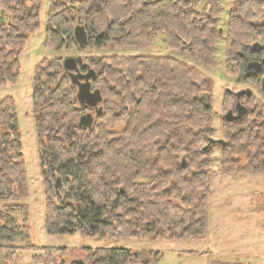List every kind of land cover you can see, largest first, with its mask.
<instances>
[{"label": "trees", "instance_id": "trees-1", "mask_svg": "<svg viewBox=\"0 0 264 264\" xmlns=\"http://www.w3.org/2000/svg\"><path fill=\"white\" fill-rule=\"evenodd\" d=\"M41 7L42 0H0V85L18 81L21 52L40 26ZM222 11L223 0H52L45 45L79 47L77 25L88 33L86 48H147L161 33L168 48L211 67L223 31ZM256 42L261 44L257 50ZM226 51L242 77L264 78V69L257 76H247L246 70L264 58V0H232ZM86 61L97 72L93 86L104 97L101 115L79 104L62 59H44L35 69L33 113L46 185V230L152 240L207 238L214 149H221V173L264 176V106L247 107L239 120L224 119L225 144L204 150L214 133L211 99L207 106L202 98L205 92L211 96L204 72L171 56L103 55ZM88 113L93 124L80 125ZM27 192L17 102L0 97V199L19 201ZM28 216L25 203L0 210V264L26 249L37 252L30 264H56L61 248L13 245L30 239V227L21 221ZM88 252L89 264H131L138 258L127 248ZM160 255L156 252L154 262Z\"/></svg>", "mask_w": 264, "mask_h": 264}, {"label": "rangeland", "instance_id": "rangeland-1", "mask_svg": "<svg viewBox=\"0 0 264 264\" xmlns=\"http://www.w3.org/2000/svg\"><path fill=\"white\" fill-rule=\"evenodd\" d=\"M52 0H42L40 26L28 38L20 57L21 72L16 83L0 85V97L13 96L17 102L19 126L22 134V151L26 160L28 192L18 200L0 199V210L5 205L25 203L29 216L21 218L30 227L28 241L17 239L13 245L25 248L31 245L57 247L63 252L56 256V264H71L76 259H84L88 264L91 252L97 248H127L136 252L131 264H210L219 259L237 264H264V176L233 175L220 172L221 149H214L212 164V193L209 199V233L205 239H140L107 236H90L81 232L72 234H52L46 230L45 213L47 204L45 178L40 161L38 133L33 113V87L36 66L44 59L81 57L86 63L87 57L103 55H143L171 56L197 67L210 79L209 91L213 106L215 139H223L225 114L235 109L236 96L227 89L238 91L251 89L252 98L243 97L242 103L248 108L257 104L264 106L262 77L257 80L244 78L238 71V63L227 60V27L232 0H223L218 39L216 64L206 67L188 53L173 50L164 42L159 33L147 48H84L73 47L56 50L46 47L47 22ZM9 16V14H7ZM250 98V99H249ZM61 187L58 188L60 192ZM8 245H10L8 243ZM156 252L160 259L155 261ZM37 253L26 249L11 258L8 264H30ZM40 253V252H38Z\"/></svg>", "mask_w": 264, "mask_h": 264}, {"label": "water", "instance_id": "water-1", "mask_svg": "<svg viewBox=\"0 0 264 264\" xmlns=\"http://www.w3.org/2000/svg\"><path fill=\"white\" fill-rule=\"evenodd\" d=\"M75 1V0H71ZM4 14V13H3ZM0 20H4V17L1 16ZM75 39L81 49H84L88 43V33L84 26L77 25L74 30ZM261 47L259 42L253 44V49L257 50ZM64 69L69 75L71 82L77 88V100L81 106H86L90 109L95 110L98 115H101L103 112L102 103L104 97L102 91L98 88H94L93 80L97 76V72L91 68L88 64L84 63V59L81 57L69 56L62 60ZM83 65L87 68L86 72H82L80 66ZM264 69V58L259 61L250 62L247 65V76H257L262 73ZM262 90L264 92V78L262 79ZM228 92L234 93L236 96V106L235 109H230L225 114V119L227 121H234L243 118L248 113V108L245 104L242 103L243 97H251L253 92L251 89H242L238 91H233L227 89ZM205 100L206 105L210 106L211 96L209 92H205L202 96ZM94 122V117L92 113L85 114L81 117L80 125L85 127H90ZM211 144H225L224 139H215L214 137L210 138L209 143L204 148L207 150ZM184 159V164H185ZM55 187L58 191V188L61 187V181L58 180L55 184ZM59 192V191H58ZM80 215L82 213L80 212ZM71 264H88L84 259H76L71 262Z\"/></svg>", "mask_w": 264, "mask_h": 264}, {"label": "flooded vegetation", "instance_id": "flooded-vegetation-1", "mask_svg": "<svg viewBox=\"0 0 264 264\" xmlns=\"http://www.w3.org/2000/svg\"><path fill=\"white\" fill-rule=\"evenodd\" d=\"M80 68H81V71H82V72H86V71H87V68H86L85 70L83 69V68H84L83 65H81ZM246 70H247V69H246Z\"/></svg>", "mask_w": 264, "mask_h": 264}]
</instances>
